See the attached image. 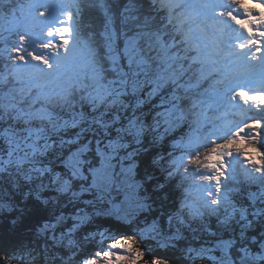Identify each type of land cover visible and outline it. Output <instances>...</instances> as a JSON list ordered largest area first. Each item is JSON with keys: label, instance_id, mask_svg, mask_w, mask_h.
I'll return each instance as SVG.
<instances>
[{"label": "snow or ice", "instance_id": "6c2138e0", "mask_svg": "<svg viewBox=\"0 0 264 264\" xmlns=\"http://www.w3.org/2000/svg\"><path fill=\"white\" fill-rule=\"evenodd\" d=\"M174 260L264 264V0H0V264Z\"/></svg>", "mask_w": 264, "mask_h": 264}, {"label": "trees", "instance_id": "16d2710c", "mask_svg": "<svg viewBox=\"0 0 264 264\" xmlns=\"http://www.w3.org/2000/svg\"><path fill=\"white\" fill-rule=\"evenodd\" d=\"M159 255L170 257L172 254H171V253H164V252H161V253H159ZM146 259L151 260V257H146ZM172 264H181V262H180V261H177V260H174V261L172 262Z\"/></svg>", "mask_w": 264, "mask_h": 264}]
</instances>
